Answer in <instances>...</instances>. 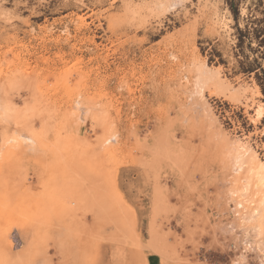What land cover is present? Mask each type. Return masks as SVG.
<instances>
[{
    "label": "rangeland",
    "instance_id": "rangeland-1",
    "mask_svg": "<svg viewBox=\"0 0 264 264\" xmlns=\"http://www.w3.org/2000/svg\"><path fill=\"white\" fill-rule=\"evenodd\" d=\"M235 143L264 0H0V264H260Z\"/></svg>",
    "mask_w": 264,
    "mask_h": 264
},
{
    "label": "bare ground",
    "instance_id": "bare-ground-1",
    "mask_svg": "<svg viewBox=\"0 0 264 264\" xmlns=\"http://www.w3.org/2000/svg\"><path fill=\"white\" fill-rule=\"evenodd\" d=\"M190 69L195 80V88H197L201 79L205 82H207V79H212L206 77L208 67H191ZM261 117V112H258L257 120H260ZM237 144H234L233 153L231 154L230 165H232L233 170L229 182L231 181V185H234L231 187V194L236 198V205L234 206L242 210L236 212V216H241L239 215L240 212L241 214L244 213V216L239 217L240 220L244 221L246 219L247 223H250L248 226L252 228L255 236L261 240L259 245L261 246L263 260L260 264H264V163L258 159L253 149Z\"/></svg>",
    "mask_w": 264,
    "mask_h": 264
},
{
    "label": "trees",
    "instance_id": "trees-1",
    "mask_svg": "<svg viewBox=\"0 0 264 264\" xmlns=\"http://www.w3.org/2000/svg\"><path fill=\"white\" fill-rule=\"evenodd\" d=\"M259 44H260V42H259ZM259 44H258V45H259Z\"/></svg>",
    "mask_w": 264,
    "mask_h": 264
}]
</instances>
